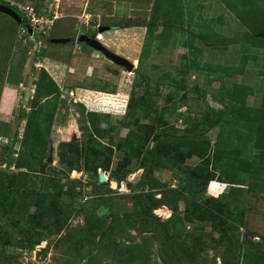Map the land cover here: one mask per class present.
Here are the masks:
<instances>
[{
    "label": "trees",
    "instance_id": "obj_1",
    "mask_svg": "<svg viewBox=\"0 0 264 264\" xmlns=\"http://www.w3.org/2000/svg\"><path fill=\"white\" fill-rule=\"evenodd\" d=\"M2 2L6 3V1ZM226 2L248 29L244 33V42H251L263 49L264 0ZM6 4L10 5V3ZM181 6L179 0H154L149 20L128 26H144L147 28V35H153L160 26L170 32L177 24L171 19L174 10L178 12L177 7L180 19L182 18ZM13 8L18 12L17 7L13 6ZM1 15L9 17L7 19L18 27L28 24L25 14H21L23 18L21 24L5 13L0 12ZM120 27H122L120 24L112 26L116 29ZM15 35L16 33H10L3 37H7L11 42ZM34 37L39 38L38 33L34 34ZM48 39L45 42L51 43ZM151 43L152 41L145 44L146 50L150 49ZM80 44L89 46L86 43ZM192 45L193 43L189 44L190 50L193 48ZM44 53L45 49L42 48L37 54L42 56ZM25 54L17 66L12 64L9 67L8 79L13 84H18L22 80L27 60ZM48 68L55 69V63L51 61ZM14 69L19 73L17 77L13 74ZM189 69L205 72L201 65L195 62L178 69L182 79H174L173 86L177 90L184 91L180 100H185L190 94L185 90L184 85L185 74ZM229 69L231 73H228V78L244 71L241 67H229ZM37 72L36 87L30 107L21 108L18 114L19 121L26 120L20 139L21 150L15 151V144L12 143L5 146L3 154L0 155L1 164L9 168L14 166L18 170L16 173H8L0 168V211L7 203L25 220V226L14 225L21 233L22 237L19 241L21 245L33 243L35 235L32 233L40 215L46 216L48 209L55 208L57 203L60 204L62 196L67 195L72 199V203L64 204L69 205L71 213H82L85 220L82 227L74 229L76 235L71 239L77 257L84 258V249H87L88 255L95 256L100 248L106 246L109 250L112 248L116 256L121 257L119 260L115 256L119 261L118 264H159L151 259L147 251L141 250V244L131 246L119 240V232L124 225L128 224L130 227L139 224L142 226L140 231H152L148 230L150 226L155 228L154 230L159 232L172 253L175 254L176 248L180 253L179 256L184 257L189 264L215 263L219 257L210 255L209 250L218 251L222 245L225 247L221 256L223 264H231L226 259L230 256L241 260V264H264V249L250 244L249 240L241 241V227L246 224L250 194L264 191V87L261 105L253 107L247 103L248 97L255 94L253 86L238 82L224 83V75H216L210 81L222 82L220 90H215L213 93L214 99L223 106L221 109H215L207 104L205 110L199 112L197 116L192 105H189L186 111H181L178 99L175 94H171L167 96V105L160 112L155 99L160 85L153 91V80L147 73L141 71L138 74L141 77L140 81L134 83L141 88L139 91L141 94L135 96V91L132 90L125 115L127 118L125 128H128V132L116 142L112 137L115 127L109 121L110 115L89 111L84 104L78 105L81 116H79L81 122L79 129L81 137L85 134L86 139L82 142L81 137L74 134L71 140L61 141L58 146V160L70 171H85L88 175L87 179L83 177L72 179L73 186L70 187L59 176L65 169H57L52 165L50 168L56 171V175L47 179L42 175L47 182V189L38 193L36 189H28L26 182L22 197L18 201L17 190L20 185L31 173H40L41 166L48 158L52 142L51 133L58 111L69 109L68 99L62 97L61 87L51 73L45 67H41ZM260 74L264 77V65ZM193 92L198 101L207 103L205 92L199 86L196 85ZM154 112L158 114L160 112V116L167 112L174 113L176 121L182 122L180 127L183 128L182 133H178L179 130L173 127L171 132L166 130L160 132L159 128L165 125L161 117L156 125L141 122L139 113L140 115L143 113V117L147 118ZM104 122L107 123L106 127L102 126ZM201 127L206 128L204 131L188 133L195 129L200 130ZM215 127H232L230 129L236 132L239 144L227 149L226 144L231 137L220 136L215 143H212L210 138L204 137L206 131ZM18 135L17 131L16 140ZM9 136L13 135L9 134ZM117 152L123 153V157L114 165ZM194 156L200 157L202 161L196 165L187 163V160ZM137 159L142 160L141 167L144 170L136 183H129L130 196L135 209L120 216L108 201L106 195L112 189L109 182H100V170L108 172V181H117L121 184L128 179L131 165ZM162 167H168L173 171L172 183H163L154 176L155 169ZM92 180L96 183L94 192L98 196L88 197L81 188ZM214 180L231 184L226 196L207 195L209 184L211 188L215 186L212 182ZM113 184L115 185V182ZM78 187L80 189L77 191ZM156 187H160L161 197L151 192ZM80 199L86 202H80ZM181 202H184L183 209ZM33 204L37 209L31 214L30 208ZM163 206L172 211V215L167 219H162L153 212L154 209ZM207 223L212 230L219 233L220 237L211 241L199 238L197 247L183 243L184 240H196L199 235L194 231H188L189 225H197L203 230ZM2 226L3 223L0 221V230ZM1 239L3 238L0 237ZM105 239L108 244L101 247V242L104 243ZM123 251L131 256L127 254L128 258L126 255L122 256L120 253ZM143 253L148 258L140 262ZM77 257L72 264H77Z\"/></svg>",
    "mask_w": 264,
    "mask_h": 264
},
{
    "label": "rangeland",
    "instance_id": "obj_2",
    "mask_svg": "<svg viewBox=\"0 0 264 264\" xmlns=\"http://www.w3.org/2000/svg\"><path fill=\"white\" fill-rule=\"evenodd\" d=\"M226 1L229 2V0H179L183 12L181 19L178 7L176 9L178 12L176 13L175 10L173 12L174 16L171 19L177 22L175 29L167 32L163 26H160L153 35H147L146 27L128 25L148 21L154 0H6V3L19 4L21 7H33L37 14L36 17H40L43 22L40 21L37 24L34 34L38 33L39 38H35L34 34L29 33V29L26 32H21L23 31L22 27H18L11 20H8L7 18L9 17L6 15L0 16V155L3 154L4 147L12 143L15 144V151L21 150L22 142L20 139L23 135L26 120L19 121L18 114L21 108L30 107L32 90L36 87L37 71L41 67H45L51 75L57 76L59 79L66 76L70 85L69 88L81 85L83 88L94 89L95 87H103L105 84L102 81H107L109 87L117 92L118 85L120 86V94L118 99H116V104H114L116 111H113L109 120L111 125L115 127L112 132L115 142L128 132V128H125L127 123L125 115L132 90L135 91V96L141 94L139 92L141 88L134 84L140 81L141 77L138 74L141 71V73H147L153 80L152 90L160 85L158 96L155 97L156 106L160 112L167 105V96L171 94H175L176 99H178L181 111H186L187 107L192 105L196 110L197 116H199V112L202 113V110H205L207 104L215 109H221L223 106L214 99L213 93L215 90H220L222 82L219 80L210 81L212 77L221 74L225 77L224 83L238 82L253 86L255 94L248 97L247 103L250 106L259 107L262 103L264 87V77L260 74V70L264 65V48L256 47L251 42H244V33L248 29ZM230 2H233V0H230ZM115 24H120L122 27L112 28ZM160 24H162V20H160ZM102 26H108L110 29L100 32L99 27ZM92 32L97 33V37L100 41L103 40L102 42L109 49L134 62V71H127L124 67L110 61L101 52L90 46L79 44V47L76 42L67 44L45 42L46 39L52 37L79 36L83 33L90 34ZM10 33H16L11 42L7 40V37H3ZM150 41H152V46L146 50L145 44ZM191 43H193L192 50L189 49V44ZM42 48L45 49V53L42 56H38L37 53ZM76 49L78 51L75 53ZM23 54H25L27 60L23 69L22 80L18 84H13L8 79L9 67L12 64L17 66ZM90 54H93V57ZM62 60L74 64L75 68L73 70L68 66H56L55 69L48 68L51 61L56 63V61L63 62ZM193 62L200 64L205 72L195 69L188 70L187 74H185L186 82L184 85L186 86L185 90L190 94L185 100H180L184 91L175 89L173 86L175 85L174 79L181 80L182 76L178 74V69L190 66ZM89 63L97 67V72L93 76L96 78L84 82L80 75L86 73L88 70H86V67ZM229 67H241L244 71L243 73H235L228 78V73H231ZM111 69L114 70L112 71ZM111 71L113 72L111 76L110 74L105 76V73ZM13 74L15 77L18 76L17 69H14ZM100 74L104 78L100 77ZM77 77L80 78L77 80ZM196 85L205 92L207 103L197 100V96L193 92ZM23 86L26 88L25 90H23ZM79 93L83 94L87 93V91L78 90L75 96L80 95ZM65 98L68 99L69 109L65 108L58 111L51 133L52 142L48 158L53 155L54 161L52 163L47 162V158L45 164L41 166L40 173H31L23 181L17 190L18 201L22 197L26 182L28 189H36L38 193L47 189V182L42 175H45L46 179L54 177L56 171L50 168L52 165L57 167V169H65L64 173L59 174V176L70 187L73 186L72 179L85 178V176H82L86 174L85 171H70L66 165L60 164L58 160L59 143L68 141L75 133L81 135V131L78 130L81 116L74 107V99L70 101L69 95H66ZM160 112L159 114L157 112L151 113L147 118L143 117V112L141 113L142 116L139 113V117L141 122L152 125H156L160 121L159 117H161L165 125L159 128L160 132L163 130L171 132L174 128L177 131L179 130L178 133L181 134L183 131V128H180L182 127V122L176 121L174 113L170 114L167 112L160 116ZM205 128L201 127L200 130L195 129L188 133L204 131ZM230 128L232 127H215L206 131L204 137L210 138L212 143H215L220 136L231 137L230 143L228 142L226 147L227 149L231 148L230 146L235 147L239 144V141L236 137V132ZM17 131L19 135L16 140ZM9 134L13 136L10 137ZM248 138L251 137L248 136ZM85 139L84 134V137L82 136L80 140L83 142ZM122 157L123 153L117 152L114 158V165ZM201 161L200 157L194 156L189 158L187 163L196 165ZM1 163L0 161V168L3 171L8 173H16L18 171L14 166L9 168ZM142 163L140 159L135 160L131 165L128 179L121 182V184L117 181H106L109 182L112 189L106 196L109 203L119 212L120 216H123L127 211L135 209L130 196L129 183H136L139 180L144 170L141 167ZM102 171L101 169L100 173ZM105 173L109 178L108 172ZM154 176L163 183H172L173 171L168 167L157 168ZM113 182H115V185ZM220 184L215 182L214 185L220 186ZM95 186L96 183L92 180L87 185H82L81 189L84 195L88 197L89 195L90 197L98 196L94 192L96 190ZM245 187L247 188V186ZM159 188L156 187V189L151 191L156 193L157 197H161V194H159L161 189ZM79 189L80 187L77 188V191ZM207 195H210L209 190ZM69 202L72 203L70 196L64 195L60 200V204L57 203L55 208L48 209L46 216L44 214L40 215L36 228H33L32 234L35 235V240L33 243H26V246L20 244L19 241L22 236L20 231L16 229L17 225L25 226V220L16 212L15 208L5 203L0 211V221L3 223L0 230V237L3 238L0 240V263H74L73 261H75L74 259L77 256L73 250L71 239L76 235L75 230L84 225L85 220L82 213L70 212L69 205L64 204ZM80 202L86 201L80 199ZM167 208L163 206L154 209L153 212L162 219H167L172 214V211L169 212ZM181 208H184V202H181ZM36 209V205L33 204L30 208V213H35ZM14 225L16 226L14 227ZM130 227L127 224L120 229V241L131 244V246L141 244V250L147 251L151 259L159 262V264H189L184 257L179 256L180 253L179 251L177 252L176 248L174 250L175 254L172 253L167 247L165 240L159 235V232L154 230L155 228L150 226L148 230L152 231L145 232L140 231L142 226L139 224ZM204 227L205 229L202 230L197 225H189L187 230L190 232L194 231L199 235L196 240H184L183 243H190L197 247L199 238L211 241L220 237L218 232L212 230L210 224L207 223ZM250 234L254 237H259V240L254 243L259 244V247L264 249V191L250 194L246 224L241 227V241L246 242L249 240ZM251 240L253 241V239ZM106 244L108 242L105 239L104 243L101 242V247ZM224 248V245H222L218 251L209 250L210 255L219 257L212 264H223L221 256ZM131 253L133 254L132 251ZM83 254L84 258L77 257V264H118V259H121L120 256L114 254L112 248L109 250V247L106 246L103 249L100 248L95 256L88 255L87 249H84ZM120 254L123 256L127 252L123 251ZM127 255L131 256L130 254ZM146 257L143 253L140 262ZM226 259L231 264L242 263L241 260H236L234 256Z\"/></svg>",
    "mask_w": 264,
    "mask_h": 264
},
{
    "label": "crops",
    "instance_id": "obj_3",
    "mask_svg": "<svg viewBox=\"0 0 264 264\" xmlns=\"http://www.w3.org/2000/svg\"><path fill=\"white\" fill-rule=\"evenodd\" d=\"M79 47H80V45H79ZM77 51H78V49L75 50V53ZM90 56L93 57V54H90ZM101 62H104V61H101ZM55 65L57 67H59V66L60 67H63V66L67 67L68 66V67L72 68V70H73V68H75L74 64L64 62V61L63 62L56 61ZM94 66H96V65L89 63L88 66L86 67V70L88 69L86 71V73L80 75L82 80H84V82H87L88 80L96 78V77H93V76H95V72H97V70H96L97 67H94ZM110 68H112V67H110ZM111 70L113 71L114 69H111ZM112 71L109 73L108 72L105 73L106 74L105 76H108L109 74L111 76V74H113ZM52 76L54 77L56 82L61 87L62 93H65V95H67V96L69 95L70 101L74 99V101H73L74 107L77 109V111H78V105L79 104H84L88 108L89 111L102 113L104 115H111L113 113V111H116L114 104H116V99H118V95L120 94V86L119 85L117 88L118 89L117 92L113 91V88L111 89L109 87V84L107 81H102L105 84L103 87H95L94 89L83 88V86H81V85H76L73 88L72 87L69 88L70 85L68 84V81H67L68 79L66 76L64 78L61 77L60 79L57 76H54V75H52ZM100 77H102L101 74H100ZM79 78L80 77H77L76 79L78 80ZM102 78H104V77H102ZM114 88H115V86H114ZM76 90L77 91L78 90L87 91V93H83V94L79 93L80 95L75 96V94L77 92ZM124 100H127V99H124ZM79 102H81V103H79ZM78 126H79V124H78ZM102 126L106 127L107 123H106V125H105V123H103ZM78 130H80L79 127H78ZM75 134L78 135L79 137H81V135H79L78 133H75ZM71 138L69 140H71ZM212 182H214V183L219 182L221 184H220V186H213L212 188L209 185L208 190H209L210 195H208V196H215V197L226 196L228 190L231 187V184L228 182H223V181H219V180H214ZM225 186H227V187H225ZM228 186H230V187H228ZM167 209L169 212L171 211L169 208H167Z\"/></svg>",
    "mask_w": 264,
    "mask_h": 264
},
{
    "label": "water",
    "instance_id": "obj_4",
    "mask_svg": "<svg viewBox=\"0 0 264 264\" xmlns=\"http://www.w3.org/2000/svg\"><path fill=\"white\" fill-rule=\"evenodd\" d=\"M0 12L5 13L12 17L14 20H16L19 24L22 23V17L21 15L12 9L10 6H7L5 4L0 3ZM110 27L108 26H102L99 27L100 32H104L106 30H109ZM29 33L33 34V29H29ZM51 43L54 44H67V43H86L90 47L94 48L95 50L101 52L106 58H108L110 61L124 67L127 71L133 72L135 69V63L130 61L127 57L122 56L111 49H109L102 41H100L99 38H97V33H93L92 35L89 34H81L79 36H70V37H53L48 39ZM54 161L53 155H51L48 159L47 162L52 163ZM100 182H106L108 181V177L105 172L100 173ZM253 235L250 234V239L249 243L252 245H257L259 247V244H255L253 239Z\"/></svg>",
    "mask_w": 264,
    "mask_h": 264
},
{
    "label": "built area",
    "instance_id": "obj_5",
    "mask_svg": "<svg viewBox=\"0 0 264 264\" xmlns=\"http://www.w3.org/2000/svg\"><path fill=\"white\" fill-rule=\"evenodd\" d=\"M2 1H6V0H0V2H2ZM10 5H12V6H15V7H17V9L20 11V12H22L23 14H25V17H26V20H27V23L28 24H26L25 26H22V29H23V31H21V32H26L27 31V29H30V27H32V29H33V34H34V30L35 29H37V24L41 21V22H43L42 21V19L40 18V17H36L37 16V14H36V12H35V9L33 8V7H24V6H22L21 7V5H19V4H13V3H10ZM34 27V28H33ZM79 44V43H78ZM26 88H24V86H23V90H25ZM32 98H33V94H34V92H35V89L34 90H32ZM62 97L63 98H65L66 97V95H65V93H63V95H62ZM4 166H6V165H4ZM82 176H85V179H87V177H88V175L87 174H84V175H82ZM243 240V239H242ZM257 240H259V237H254L253 238V241L254 242H257Z\"/></svg>",
    "mask_w": 264,
    "mask_h": 264
},
{
    "label": "flooded vegetation",
    "instance_id": "obj_6",
    "mask_svg": "<svg viewBox=\"0 0 264 264\" xmlns=\"http://www.w3.org/2000/svg\"><path fill=\"white\" fill-rule=\"evenodd\" d=\"M0 3H1V4H5V5H7V6H10V5H8V4H6V3H3V2H0ZM10 7H11L12 9H14L13 6H10ZM14 10L16 11V9H14ZM18 13H19V14H20V13L23 14V13L20 12L19 10H18ZM21 14H20V15H21ZM23 15H24V14H23ZM21 17H22V16H21ZM22 22H23V18H22ZM92 34H93V32L90 33L89 35H92ZM97 38H98V37H97Z\"/></svg>",
    "mask_w": 264,
    "mask_h": 264
},
{
    "label": "clouds",
    "instance_id": "obj_7",
    "mask_svg": "<svg viewBox=\"0 0 264 264\" xmlns=\"http://www.w3.org/2000/svg\"><path fill=\"white\" fill-rule=\"evenodd\" d=\"M77 36V35H76ZM80 44V43H79Z\"/></svg>",
    "mask_w": 264,
    "mask_h": 264
},
{
    "label": "bare ground",
    "instance_id": "obj_8",
    "mask_svg": "<svg viewBox=\"0 0 264 264\" xmlns=\"http://www.w3.org/2000/svg\"><path fill=\"white\" fill-rule=\"evenodd\" d=\"M103 41V40H102Z\"/></svg>",
    "mask_w": 264,
    "mask_h": 264
}]
</instances>
